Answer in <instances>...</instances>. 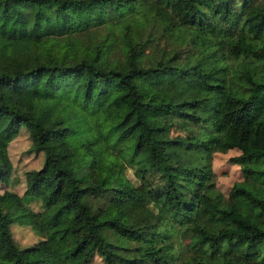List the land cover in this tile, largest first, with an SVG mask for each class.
Wrapping results in <instances>:
<instances>
[{
    "label": "trees",
    "instance_id": "obj_1",
    "mask_svg": "<svg viewBox=\"0 0 264 264\" xmlns=\"http://www.w3.org/2000/svg\"><path fill=\"white\" fill-rule=\"evenodd\" d=\"M255 18L264 0H0V182L21 127L43 154L23 194L0 197V264H264ZM136 77L168 100L140 101ZM219 148L242 165L227 195ZM12 223L37 242L19 246Z\"/></svg>",
    "mask_w": 264,
    "mask_h": 264
},
{
    "label": "rangeland",
    "instance_id": "obj_2",
    "mask_svg": "<svg viewBox=\"0 0 264 264\" xmlns=\"http://www.w3.org/2000/svg\"><path fill=\"white\" fill-rule=\"evenodd\" d=\"M84 13L85 15H92L93 11L90 8H85L83 10V14ZM249 31L257 35L264 33V20H260L259 18L253 19L250 23ZM134 83L137 97L140 101L150 104H160L168 100L167 97L157 96L154 92L156 86L149 83L145 78L136 77ZM6 152L12 164V173L7 184L0 182V197L1 199L11 201V197L8 193H5L4 190L14 191L22 195L26 185V171L40 168L43 154L30 150V140L28 131L25 127H21L14 138L7 143ZM238 154L239 150L236 148H219L211 155V165L216 176L215 185L224 195L228 194L236 181L243 180V173L241 171L242 165L231 161V158ZM126 174L131 180H135L130 167L127 168ZM154 181L157 183L158 179L154 178ZM29 206L33 210L40 209V203L35 200L30 201ZM11 231L14 239L21 247L29 246L38 240V236H36L27 225L12 223ZM254 260V254L246 256L236 255L231 257L230 263H253ZM100 263V257L95 256L92 264Z\"/></svg>",
    "mask_w": 264,
    "mask_h": 264
}]
</instances>
